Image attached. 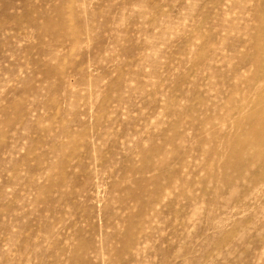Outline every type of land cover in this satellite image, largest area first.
Instances as JSON below:
<instances>
[{
  "label": "rangeland",
  "instance_id": "1",
  "mask_svg": "<svg viewBox=\"0 0 264 264\" xmlns=\"http://www.w3.org/2000/svg\"><path fill=\"white\" fill-rule=\"evenodd\" d=\"M263 31L264 0H0V264H264Z\"/></svg>",
  "mask_w": 264,
  "mask_h": 264
},
{
  "label": "bare ground",
  "instance_id": "2",
  "mask_svg": "<svg viewBox=\"0 0 264 264\" xmlns=\"http://www.w3.org/2000/svg\"><path fill=\"white\" fill-rule=\"evenodd\" d=\"M263 33V37H264V31L262 32ZM260 68H262V75L259 77L260 79V81L261 82H264V69H263V67H259V69ZM257 143H264V139L262 138L261 140H258V141H256ZM258 145V144H257ZM261 146V145H260ZM260 156V155H259ZM245 165V164H244ZM243 165V166H244ZM241 166V165H240Z\"/></svg>",
  "mask_w": 264,
  "mask_h": 264
}]
</instances>
